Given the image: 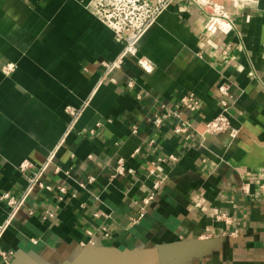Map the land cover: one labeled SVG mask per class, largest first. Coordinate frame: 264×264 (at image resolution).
<instances>
[{
  "label": "crops",
  "instance_id": "0c3cea01",
  "mask_svg": "<svg viewBox=\"0 0 264 264\" xmlns=\"http://www.w3.org/2000/svg\"><path fill=\"white\" fill-rule=\"evenodd\" d=\"M90 1L0 0V194L25 186L23 160L36 169L51 153L44 177L67 188L32 195L33 215L12 220L11 264H264V0L226 1L216 32L196 0H176L113 79L103 63L123 44ZM188 94L199 101L185 111L190 137L171 118L154 125ZM222 98L235 135L202 136ZM68 107L83 110L67 134ZM170 154L176 163L158 160ZM120 158L133 173L113 175ZM152 163L164 180L133 222ZM8 212L0 199V223Z\"/></svg>",
  "mask_w": 264,
  "mask_h": 264
},
{
  "label": "built area",
  "instance_id": "2783aa9c",
  "mask_svg": "<svg viewBox=\"0 0 264 264\" xmlns=\"http://www.w3.org/2000/svg\"><path fill=\"white\" fill-rule=\"evenodd\" d=\"M176 0H91L88 7L95 13V15L111 28L118 39L123 44L122 51L113 62H105L104 76L105 78L113 79L109 74L117 68H120L124 60L129 56H136L138 53V44L145 36L148 30L157 22L162 13L168 9ZM226 1L228 0H196L201 11L207 15L205 26L208 30L216 32L219 29L221 22L227 17L225 10ZM259 1V0H257ZM15 69L13 62L6 63L2 70L6 74H10ZM219 90L223 95L229 94V85L221 83ZM223 105L222 112L216 117L201 123V135H217L220 133H229L234 136L236 130L234 129L231 119L227 114V101L222 98ZM163 106L161 114L156 115L152 120L156 127H161L164 121L173 119L174 132L177 134H184L186 137L192 135V131H196L192 120L185 116V111H196L199 107V101L193 94H188L182 97L179 104L175 107ZM83 108L68 107L67 111L71 115V121L68 125L67 134L74 127L76 120L82 113ZM137 131V130H136ZM150 143H155L151 140ZM140 151L138 148L136 152ZM55 158L54 153L47 157V161L40 167L34 168V165L29 160H23L18 169L25 175L26 184L21 189L19 194L11 191H5L0 194V199L5 201L8 206V217L0 223V259L11 264L12 251L6 250L2 246V239L10 226L12 220L18 215L22 214L25 217L33 215V207L28 205L29 198L42 190L53 191L55 188L60 195L67 192L65 185H58L54 187L46 181L44 175L48 167L53 163ZM159 161L165 160L169 164H174L178 161V157L170 154L166 159L159 157ZM55 170L60 171V166H56ZM129 171L134 172V169L126 165L123 158L118 160L114 169L113 175L125 174ZM263 181L258 185L257 193L264 194V171L260 173ZM149 176L153 178V184L148 194L138 201L139 211L136 217L132 218L133 222L139 221L145 214L147 205L154 201L156 191L160 188L164 178L158 174L154 163H152L149 170ZM244 193L250 194L251 187L249 184L242 186ZM48 217H53L54 213L51 210L46 211ZM217 218L229 221V216L226 212L219 213ZM108 235V233H107Z\"/></svg>",
  "mask_w": 264,
  "mask_h": 264
}]
</instances>
